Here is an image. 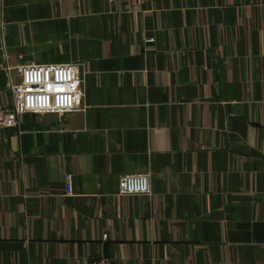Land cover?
Wrapping results in <instances>:
<instances>
[{"label": "crops", "instance_id": "1", "mask_svg": "<svg viewBox=\"0 0 264 264\" xmlns=\"http://www.w3.org/2000/svg\"><path fill=\"white\" fill-rule=\"evenodd\" d=\"M0 21V104L16 67L76 63L86 105L0 130V264H264V0H0ZM134 173L150 192L119 195Z\"/></svg>", "mask_w": 264, "mask_h": 264}, {"label": "built area", "instance_id": "2", "mask_svg": "<svg viewBox=\"0 0 264 264\" xmlns=\"http://www.w3.org/2000/svg\"><path fill=\"white\" fill-rule=\"evenodd\" d=\"M113 2L115 0H107ZM0 21V27H1ZM19 79L9 82L10 102L0 104V130L18 131L22 113H65L74 109L84 110L83 74L76 63L25 64L16 67ZM150 192L146 174H124L118 180L119 195H140ZM64 193L73 195L72 174H64ZM108 240V233L101 235ZM74 264H110L104 257Z\"/></svg>", "mask_w": 264, "mask_h": 264}]
</instances>
